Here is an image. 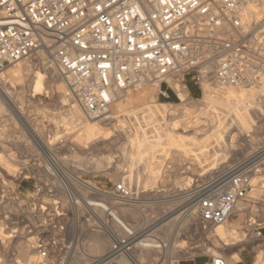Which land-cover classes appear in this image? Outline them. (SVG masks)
I'll list each match as a JSON object with an SVG mask.
<instances>
[{
    "label": "rangeland",
    "instance_id": "rangeland-1",
    "mask_svg": "<svg viewBox=\"0 0 264 264\" xmlns=\"http://www.w3.org/2000/svg\"><path fill=\"white\" fill-rule=\"evenodd\" d=\"M256 4V8L249 4L246 10L249 13H262L254 19L261 24L264 22V0ZM50 59L53 60L50 55L32 59L31 71L22 81L9 78L3 81V85L8 84L7 92L12 103L11 106L6 104L5 109L0 111V264H39L37 241L33 236H56L55 225L67 227L69 237L64 244L67 257L58 259V264H89L95 257H103L110 249L113 235L105 236V250L96 253L92 250L96 232H86L85 229L91 224L89 220L96 222L97 218L88 209L84 210L88 206L81 200L85 196L92 199L90 190H87L90 188L82 185L86 190L83 191L85 196L78 199L79 192L71 190L66 176L72 182H79L77 177H80L101 187H110L114 182L122 183V180L133 186L135 200L129 203H133L135 214L133 216L130 210L125 213L126 224L128 227L135 226L139 233L145 231L136 242L146 240L165 244L147 252L142 251L135 242L128 253L135 257L143 254V264H167L170 258L175 264L193 258L206 261L216 254L229 259L239 251L245 256L244 262L264 264V238L260 240L255 236L256 226L245 222V212L227 221L228 226H234L227 238L233 236L232 241L238 244L226 248L222 247L224 242L217 240L212 233L215 226L203 231L195 224L193 217L185 216L180 207L181 201L176 196L182 184L193 175L248 152L254 147L249 146L250 141H255L257 145L264 139V126H261L264 111L258 108L262 102L257 97L261 91L264 92V88L251 92L254 88L229 86L228 93L236 95L240 117H243L244 123L245 120L249 121L247 125L238 120L235 104L227 95L218 97L212 91H205L203 96L189 77L186 88L193 99L181 102L170 89L177 97L176 101L170 102L158 92L159 83H149L131 90L133 101L126 104L124 101V106L115 107L116 100L107 112L116 113V118L112 116L102 123L99 119L107 114L97 116L100 118L85 114ZM45 62L47 66H44ZM14 64L6 65L3 71ZM51 66H55V69ZM35 75H42L48 85L42 94L33 91ZM1 76L5 77V74ZM168 81L175 89L179 88L175 81ZM61 88L66 94L61 95ZM185 92L181 93V97L186 96ZM61 96L66 100L63 101ZM91 122L101 128L112 129L115 133L121 126L122 135L120 138L113 136L110 147L75 158L72 153L77 149L72 140L83 134ZM29 128L37 134L45 149L32 137ZM51 157L57 158V163ZM102 158L104 162L101 168L93 166ZM254 182L259 185L254 192L255 201L258 202L263 196L264 167ZM36 186H42V189L37 191ZM59 187H63L62 194ZM68 188L74 194V199ZM77 200L82 202L76 203ZM258 206L262 210L261 217H264V206L256 203L254 209ZM120 207L115 208V214L123 220ZM173 212L176 213L163 220ZM98 214L101 220L114 225L112 217ZM171 219L173 225L170 228L171 224L167 223ZM116 234L123 239L131 237L127 231ZM7 238L10 244H7ZM22 244H27L28 249L24 247L26 251L21 249ZM22 250L24 253H21ZM256 256H260L259 259ZM127 259L131 264L132 261Z\"/></svg>",
    "mask_w": 264,
    "mask_h": 264
},
{
    "label": "built area",
    "instance_id": "built-area-1",
    "mask_svg": "<svg viewBox=\"0 0 264 264\" xmlns=\"http://www.w3.org/2000/svg\"><path fill=\"white\" fill-rule=\"evenodd\" d=\"M249 1L0 0V70L32 51L52 54L89 116L107 114L119 96L123 99L149 83H165L177 94L168 79L186 87L189 77L202 93L226 86L264 88V22L258 24L246 11ZM159 92L168 97L161 86ZM257 97L264 106V92ZM263 167L264 139L186 180L176 193L182 212L187 217L194 213L195 224L204 231L238 215L245 201V222L256 226L254 233L262 240L264 218L254 205L264 206V187L258 202L251 194ZM94 187L92 199L81 197L97 218L89 220L86 232L102 228L98 210L113 219L115 202L132 194L124 183ZM54 228V237L33 236L40 264H58L67 257L68 228ZM112 235L111 251L90 264L127 256L129 240L123 242L124 251ZM204 264L229 263L212 255Z\"/></svg>",
    "mask_w": 264,
    "mask_h": 264
},
{
    "label": "bare ground",
    "instance_id": "bare-ground-1",
    "mask_svg": "<svg viewBox=\"0 0 264 264\" xmlns=\"http://www.w3.org/2000/svg\"><path fill=\"white\" fill-rule=\"evenodd\" d=\"M257 1H260V0H250L247 4H246V7L245 8H248V6H249V4H252L251 5V7H254L253 5H255V8H256V6H257V4H256V2ZM247 11V10H246ZM262 13H258V11L257 12H255L254 11V13L252 12L251 14H250V16H252L253 17V19H256L257 17H259L260 15H261ZM45 55H50L52 58H53V60L52 59H50V60H52V61H54V63L53 64H55V66H56V68H57V71H58V73L63 77V79L65 80V83H67V81H66V79H65V76H64V74H63V72L61 71V69H60V67H59V65H58V63H57V60H55V58H54V56L52 55V54H50V53H48V52H45V51H42V50H36V51H32V52H30L29 54H27L26 56H24L23 58H21L20 60H18L17 62H14V63H16V64H14V66H12L11 68H8V69H6L5 71H3L6 67H3L1 70H0V111H3L5 108V105L7 104V106L9 105V106H11V103H12V100H11V97L9 96V92H7V89H9V88H7V85L8 84H5L4 83V85H3V81H5L7 78H9V79H12V80H15V81H22L24 78H26L27 77V75H28V73H29V71H31V63H30V61H32V59H36V58H41V57H44ZM48 59H49V57H48ZM42 62V61H41ZM43 63V62H42ZM51 63V64H52ZM46 65V62L44 63V66ZM47 66V65H46ZM55 66H51L52 68H54L55 69ZM43 70V69H42ZM44 70H46V69H44ZM50 70H52V69H50ZM3 71V72H2ZM56 71V70H55ZM50 72V71H49ZM54 72V71H53ZM44 73H46V71L44 72ZM2 74H5V77H3V76H1ZM52 75H53V73H52ZM31 76V75H30ZM48 76H51V75H48ZM172 80V79H171ZM33 87H34V92H35V94H42V91L44 90V89H46L47 87H48V85L46 84V81H45V79L42 77V75H35V76H33ZM14 82V81H13ZM31 82V81H30ZM48 82H51V81H48ZM64 82V81H63ZM20 84V83H19ZM22 84V83H21ZM23 85V84H22ZM178 85H179V88L178 89H176V91H177V94H178V97H179V100L181 101V102H186L187 100H190L192 97L190 96V93H189V90L184 86V84L183 83H178ZM51 86H53V84L51 85ZM69 89L68 90H70L69 91V93H71L72 94V96L76 99V100H74V101H78V104H80L79 103V100L77 99V97L75 96V94L72 92V90H71V88L69 87V85H68V83H67V85H66ZM59 87V86H58ZM60 88V87H59ZM65 90H66V88H65ZM159 90H160V88H159ZM230 90V88H229V86H226V87H217V88H207L205 91L206 92H209V93H211V91L212 92H214V94H216L218 97H220V96H224V95H227L228 96V98H229V100L233 103V105L235 104V112H236V115H237V117H238V120L239 121H241L244 125L246 124H249V121H247V120H245V123L243 122L244 121V119H243V117H240V112H239V104H236V100H237V98H236V95L235 94H229L228 93V91ZM59 91H61V95H62V93H65V91L64 90H62V88L59 90ZM184 91H186L185 93H187L186 94V96H183V97H181V93H183ZM205 91L203 92V96H204V93H205ZM257 91V89L256 88H254L251 92H256ZM263 92L261 91L259 94H262ZM8 94V95H7ZM66 94V93H65ZM64 95V94H63ZM67 95H68V92H67ZM62 97V96H61ZM133 96L131 95L130 96V92L127 94V96L125 97V98H119V99H117V106H115V107H121V106H124L126 103H128L130 100H132L133 98H132ZM140 97V96H139ZM139 97H137V98H139ZM193 99V98H192ZM62 100L63 101H65L66 100V97H62ZM72 100V99H71ZM198 100V99H197ZM251 100V99H250ZM62 101V102H63ZM124 101H125V104H124ZM133 101V100H132ZM139 102H140V100H139ZM169 102V101H168ZM115 105V104H114ZM113 105V106H114ZM131 105V104H130ZM135 106H136V104H134ZM73 107V106H72ZM75 108H77V107H75ZM123 108V107H122ZM258 108H260V109H262V111H264V106L261 104V105H259L258 106ZM82 109V108H81ZM83 110V109H82ZM118 112V111H117ZM121 113V112H120ZM119 113V114H120ZM241 113H242V111H241ZM264 113V112H263ZM84 114V113H83ZM86 114V113H85ZM115 114L116 113H109V114H107V115H104V116H101V118L100 117H97V116H93V115H90V116H92L93 118L95 117H97V118H100L99 119V121L100 122H102L103 123V121H105V120H108V119H110L112 116H114L115 117ZM151 114V113H150ZM81 115V114H80ZM117 115V114H116ZM124 115H128V113L126 114V113H124ZM122 116V115H121ZM243 116V115H242ZM116 118V117H115ZM149 118V117H148ZM154 118V117H153ZM152 118V119H153ZM85 119H88V118H85ZM242 119H243V121H242ZM84 122H86V120L84 121ZM88 123H89V121H88ZM90 126H87V128L85 129V131H84V133L83 134H81V135H78V138H76V139H74V140H72V141H74V145H75V147H76V149H77V151L75 152V153H72V154H75V158H79L81 155H84V154H92V153H94V152H97V151H99L101 148H107V147H110L111 146V144H113V141H112V137L113 136H116V138H120L121 137V135H122V133H121V131H122V129H123V127H121L120 126V128L119 129H117L116 130V133L112 130V129H104V128H101V127H99L98 126V124H95V123H93L92 124V122H91V124H89ZM261 126H264V119L263 120H261ZM39 129V128H38ZM28 130H30V132H31V135H32V137L38 142V143H40V144H42V146H43V148L45 149V146L43 145V143H41V140H40V138L37 136V134L36 133H34L33 131H31V129L29 128ZM171 131V130H170ZM174 131V130H173ZM119 133V134H118ZM71 138V137H70ZM182 138V137H181ZM115 140V139H114ZM167 140H169V139H167ZM183 140V139H182ZM197 143V142H196ZM39 144V145H40ZM176 144H178V143H176ZM249 146L250 147H253V146H255V141H250V143H249ZM5 147H7V146H5ZM40 147H41V145H40ZM47 148V147H46ZM49 148V147H48ZM3 149V148H2ZM43 149V150H44ZM47 150H45V152H46ZM48 152V151H47ZM12 155V154H11ZM13 156V155H12ZM51 156V155H50ZM52 158V160H53V162H55V163H57V158H54V157H51ZM104 162V160H103V158L102 159H99V160H97L96 162H94V165L93 166H95L96 168H98V167H102V163ZM107 163V162H106ZM106 165V164H105ZM3 166V165H2ZM160 166V165H159ZM106 168V167H105ZM65 174V173H64ZM156 175V174H155ZM158 177V176H157ZM78 179V178H77ZM76 179V180H77ZM80 181L79 182H72L71 181V179H69V177L68 176H66V181H67V185L71 188V190H73L74 192H75V190H77L79 193H77V194H79L78 195V199H79V197L80 196H85V194H84V192L86 191H84V188H82V185H84L85 187H86V189L87 188H90V189H95V185H93V184H91V183H89V182H86V181H83V180H81V179H79ZM150 180V179H149ZM81 181H83V182H85L84 184H83V182H81ZM55 183H56V181H55ZM122 183H124L125 184V186H127L130 190H131V196L128 198V199H125L124 201H119V200H117L116 202H115V204H116V208L117 207H119V205H121L122 207H120V212H121V217H123V220H121L120 218H119V216L118 215H116L115 213H114V215H113V223H114V225L112 224L111 226H110V224L109 223H107L106 222V220H101L102 221V228L100 229H90L91 231H95L96 232V234H95V236H94V241H93V247H92V250L96 253V252H101V251H103V250H105L106 248H107V245H106V243H105V236H110V235H112V234H114V235H116V240H118L119 242H120V244H122V249L125 251L126 249H125V247H126V244L125 243H123V242H126V241H128L129 243L128 244H130L131 246L130 247H133L134 245H135V242L137 241V239L141 236V235H143V233L145 232H142V233H139L137 230H135L134 229V227H128V225L126 224V221H125V218H124V215H125V213H127L129 210V212H131V214L134 216V214H135V212L133 211V209H134V205H133V203H129V202H132L133 200H135V198H134V196H135V191H134V189H133V186H131V185H129V184H127L126 182H125V180H122ZM255 183V182H254ZM57 184H59V183H57ZM255 185H256V188H253V190H252V194H251V198H253L254 200L256 199V195H255V191H257L258 190V187L257 186H259L258 184H256L255 183ZM263 187V186H262ZM60 188V187H59ZM61 189V188H60ZM65 189V188H64ZM90 189H87V190H90ZM255 189H257V190H255ZM62 191H61V194L63 193V187H62V189H61ZM66 190V189H65ZM68 191H69V188L67 189ZM96 190V189H95ZM84 191V192H83ZM82 192V193H81ZM69 193H70V191H69ZM76 193V192H75ZM101 196H103V194H101ZM85 197H87V196H85ZM73 199H74V197H73ZM82 200V199H81ZM66 202V201H65ZM82 201H76V203H81ZM118 202V203H117ZM129 203V204H128ZM83 204H85V205H87V203H85L84 201H83ZM92 204V203H91ZM76 205V204H75ZM125 205H129V207L128 206H125ZM246 205H247V202H242L240 205H239V207H238V213L240 214L245 208H246ZM255 206V205H254ZM87 207H85L84 208V210L86 209ZM129 208V209H128ZM131 208V209H130ZM260 209V208H259ZM261 210V209H260ZM97 211V210H96ZM136 211V210H135ZM78 212V211H77ZM98 212L100 213V214H102V215H104L105 214V212L102 210V209H100V210H98L97 211V214H98ZM117 213V212H116ZM174 213H176V212H173V213H171L169 216H167L166 218L165 217H163L164 219L163 220H168L171 216H173L174 215ZM195 217V215H194V213H189V217ZM264 218V217H263ZM101 219H102V217H101ZM162 219V218H161ZM173 219H171V220H169V222L167 223V225L169 224H171V226H169L170 228L172 227V221ZM163 222V221H162ZM160 223V222H159ZM227 221L226 222H224V223H222V224H220V225H217V226H215L214 228H213V234H214V236H215V238H218L217 240H222L224 243H223V245H222V247L223 246H227L226 248H231L233 245H236V244H238V243H236V241H232V239L231 238H233V236L230 238V239H228L227 238V236H229L228 235V233H230L231 231H233L232 230V228L234 227V226H228L227 224ZM157 224V223H156ZM175 225V224H174ZM234 225V224H233ZM236 225V224H235ZM133 226V225H132ZM156 226V225H155ZM165 226V225H164ZM237 227V226H236ZM212 229V228H211ZM8 231V230H7ZM7 231H6V233H7ZM16 231V230H15ZM123 231L125 232V231H127L129 234H131V237L130 238H126V239H123V238H120V237H118V235L116 234V232L117 233H123ZM147 231H149V230H147ZM10 232V231H9ZM170 232V231H169ZM172 232V231H171ZM210 232V231H209ZM11 233H12V231H11ZM15 233V232H14ZM16 234V233H15ZM17 234H18V232H17ZM93 234V233H92ZM8 236V235H7ZM12 236V235H11ZM10 236V237H11ZM213 236V237H214ZM255 236L257 237V235L255 234ZM26 237V236H25ZM247 237V236H246ZM12 238V237H11ZM22 238V237H21ZM208 238V237H207ZM258 238V237H257ZM1 239V238H0ZM25 239V238H24ZM31 239H32V237H30V241H31ZM211 239H213V238H211ZM246 239V238H245ZM259 239V238H258ZM7 240H8V238H7ZM92 240H93V238H92ZM9 241V240H8ZM34 241V240H33ZM246 241H247V239H246ZM4 242V241H3ZM10 242L11 241H9V243H7V244H10ZM215 243V242H214ZM21 244V243H20ZM136 244L141 248V250L142 251H151V250H157L158 248H161V247H163V246H165V244H162V245H160V244H158V243H155L154 241L153 242H150V241H146V240H141V241H139V242H136ZM215 244H217V241H216V243ZM221 244V243H220ZM31 245V244H30ZM34 245H35V243H34ZM218 245V244H217ZM11 246V245H10ZM137 246V247H138ZM3 247V246H2ZM8 247V246H7ZM24 247H27V244L25 245V244H22V246H21V249H24ZM91 247V246H90ZM34 248H35V246H34ZM111 248H112V244L110 245V249L105 253V254H107V253H109L110 251H111ZM6 249V248H5ZM9 249V248H8ZM20 249V248H19ZM19 249H18V247H17V250L19 251ZM27 249H28V247H27ZM27 249H24L25 251L27 250ZM224 249V248H223ZM10 250V249H9ZM21 251V250H20ZM171 251V250H170ZM30 252V251H29ZM29 252H27V254H28V256H29ZM37 252V251H36ZM93 252V253H94ZM21 253H24L23 252V250H22V252ZM142 253V252H141ZM126 254H127V258H129L132 262H131V264L133 263V264H143V257H142V255L143 254H140L141 256L140 257H135V255L134 254H129V253H127L126 252ZM147 254V253H146ZM24 255V254H23ZM149 255V254H148ZM216 255H221V254H216ZM34 256V255H33ZM105 256V255H104ZM25 257H27L26 255H25ZM32 257V256H31ZM98 257V256H97ZM97 257H95V258H97ZM100 257V256H99ZM125 259H124V258ZM257 257V256H256ZM260 257V256H259ZM259 257H257L258 259H259ZM36 258H37V255H36ZM120 258V259H119ZM124 255H122V254H119V256H117V257H115V258H113V260L111 261V262H108V263H106L105 261L108 259V257H106V258H103V259H101L100 260V264H129V262H128V259H127ZM226 260H227V262L229 263V264H235L238 260H239V258H238V256L236 255V256H232L231 258H226V257H224ZM28 259H30L29 257H28ZM127 259V260H126ZM37 260V259H36ZM86 260V259H85ZM19 261V260H18ZM94 261V259H92V261L91 262H89V264L90 263H92ZM259 262V261H258ZM262 262V261H261ZM22 263V262H21ZM34 263H35V260H34ZM255 263V262H254ZM256 263H257V260H256ZM17 264H18V262H17ZM20 264V263H19ZM37 264V263H36ZM40 264V263H39ZM88 264V263H87ZM93 264H97V263H93ZM167 264H175V261L174 260H171V258L168 260V262H167Z\"/></svg>",
    "mask_w": 264,
    "mask_h": 264
},
{
    "label": "crops",
    "instance_id": "crops-1",
    "mask_svg": "<svg viewBox=\"0 0 264 264\" xmlns=\"http://www.w3.org/2000/svg\"><path fill=\"white\" fill-rule=\"evenodd\" d=\"M161 88L168 92V97H165V96H163V97L168 98L170 100V102L171 101H176V98H177L176 95L168 88V86L165 83L161 84ZM236 255L239 258V260L237 261L236 264H250V263L244 262L243 259H244L245 256L242 253V251H239V254L236 253ZM204 263H205V261L203 259H194L193 258V259H188L186 261H181L179 264H204Z\"/></svg>",
    "mask_w": 264,
    "mask_h": 264
}]
</instances>
